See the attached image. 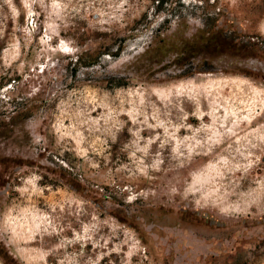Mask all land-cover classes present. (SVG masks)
<instances>
[{
  "label": "rangeland",
  "instance_id": "obj_1",
  "mask_svg": "<svg viewBox=\"0 0 264 264\" xmlns=\"http://www.w3.org/2000/svg\"><path fill=\"white\" fill-rule=\"evenodd\" d=\"M0 264H264V0H0Z\"/></svg>",
  "mask_w": 264,
  "mask_h": 264
},
{
  "label": "trees",
  "instance_id": "obj_2",
  "mask_svg": "<svg viewBox=\"0 0 264 264\" xmlns=\"http://www.w3.org/2000/svg\"><path fill=\"white\" fill-rule=\"evenodd\" d=\"M108 53H110V52H108ZM112 55H117V52L115 54H112Z\"/></svg>",
  "mask_w": 264,
  "mask_h": 264
}]
</instances>
